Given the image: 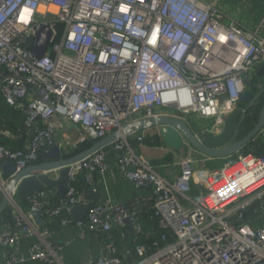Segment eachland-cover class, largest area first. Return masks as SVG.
Here are the masks:
<instances>
[{"label":"built area","instance_id":"obj_1","mask_svg":"<svg viewBox=\"0 0 264 264\" xmlns=\"http://www.w3.org/2000/svg\"><path fill=\"white\" fill-rule=\"evenodd\" d=\"M25 8L31 15L21 21ZM43 26L50 28L51 38L38 57L32 46ZM263 63L264 20L250 29L219 0H0V92L24 115L17 136L0 127V137L28 141L22 149L0 145V160L15 165L6 178L0 169V197L7 195L16 173L37 163L40 151L59 145L60 135L74 141V150L116 130L122 134L71 167L67 191L55 204L54 188L28 197V213L18 205L16 192L8 196L14 230L0 231V254L6 252L0 264L28 257L65 264L62 246L49 240L51 227L35 221L37 212L43 223L62 216L60 225H76L81 236L118 230L135 243L132 264H264V156L239 152L214 168L205 162L218 159L184 158L171 180L135 149L131 138L141 143L145 131L132 137L123 133L126 125L144 118L166 115L188 122L195 115L213 120L206 130L219 134L240 106L245 80L255 82ZM256 139L264 143V127ZM112 155L136 189L151 191L148 209L167 232L154 241L153 251L138 243L142 210L110 199L88 202L73 185L81 172L93 185L95 174L109 171ZM44 173L56 178L58 169ZM257 201L260 213L247 219ZM78 204L90 209L86 219L76 221L71 211ZM24 234L37 239L28 256H18L13 249ZM108 248L110 254L93 264H127L114 241Z\"/></svg>","mask_w":264,"mask_h":264},{"label":"water","instance_id":"obj_2","mask_svg":"<svg viewBox=\"0 0 264 264\" xmlns=\"http://www.w3.org/2000/svg\"><path fill=\"white\" fill-rule=\"evenodd\" d=\"M50 38V28L43 26L32 46V51L36 56L42 57L46 53ZM256 77L260 81L259 84L248 78L245 80L247 89L239 100V104L245 106H239L225 119L224 128L219 134H213L206 129L194 131L187 121L166 115L135 121L126 125L123 133L127 137H132L147 129L157 128L162 142L176 150H182L188 145L200 155L213 159L234 156L255 140L264 127V63L257 70ZM261 99H263L262 107L257 122L247 135L239 139L240 129L249 110L252 106L260 103ZM121 137V132L116 130L106 137L96 140L90 147L67 158L63 157V152L58 145L44 151L43 155L46 161L29 165L16 173L8 182L7 195H4L0 202V226L8 222L4 220L1 213L9 203L8 196L13 192H16L20 202H25L36 192L54 187L57 188L58 195L63 197L70 182L71 167L114 144ZM3 168L9 175L15 172V165L11 161H7ZM52 169H58L56 178L44 173ZM85 196L88 199L99 200L102 198V193L99 189L92 187L86 191ZM89 209V205L78 204L72 209L71 215L76 221L82 220L85 219ZM34 219L38 224L43 223L39 212L34 214Z\"/></svg>","mask_w":264,"mask_h":264},{"label":"crops","instance_id":"obj_3","mask_svg":"<svg viewBox=\"0 0 264 264\" xmlns=\"http://www.w3.org/2000/svg\"><path fill=\"white\" fill-rule=\"evenodd\" d=\"M209 1V0H208ZM168 113H171L168 110ZM68 132L71 133L73 137L76 136V131L72 127H68ZM144 132V131H143ZM147 133L143 142H138L133 144L138 153L143 154L147 158L151 160L154 164L156 170L166 176L167 178L174 180L178 177L180 172V160L189 157H199V153L195 152L193 148L190 146H185L182 150H176L164 143L157 145L154 143H149L148 141H155L153 137L158 134L157 128H151L145 130ZM159 135V134H158ZM151 138V139H150ZM137 136H135V139ZM162 140V139H161ZM137 142V140L135 141ZM59 147L63 152V155L71 152L74 148V141H64L62 139V135L59 138ZM64 157V156H63ZM171 159V160H169ZM46 161L45 157L42 162ZM162 161V162H161ZM7 161L0 160V169L2 171V175L6 178L8 173L5 172L3 166ZM110 169L105 174L97 173L95 174V183L91 185L88 189L83 191V195L88 202H102L104 200H112L115 203H119L127 206L128 209H131L134 206H138L139 211L148 210L152 198L151 191L149 189H136L134 184L125 178L121 173H119L116 167V158L115 156L109 157ZM213 161L207 160L205 165L209 167ZM201 163H197L196 166H200ZM214 168L215 166L212 165ZM95 187L99 189L102 193V198L99 200L88 199L85 196V193L90 188ZM54 189H57L54 187ZM197 192V189L194 190ZM3 197V196H2ZM2 197H0V202L2 201ZM26 202V201H25ZM20 202L18 201V205L21 209L28 213L30 211V203L29 202ZM9 204L5 208V210L1 213L3 215L4 220L8 222L4 225L0 226V231L3 230H14V222L12 220V216H5V211L9 208ZM150 209V208H149ZM146 210V211H147ZM141 211V212H142ZM72 216V215H71ZM87 216V215H86ZM73 218V217H72ZM74 219V218H73ZM86 219V217H85ZM139 223L144 224L143 219L140 217L139 213ZM41 228L49 226L48 222L41 223ZM145 227V224H144ZM50 242L54 245L59 244L62 246V250L60 252L62 260L65 264H93L99 257L103 255L110 254V250L108 248L109 244L113 242L111 236L117 235L118 242L117 243V254L127 263L132 264L134 262L135 257V248L132 246L133 241L129 238H123L118 230H113L110 233H101V232H87L85 236H81V230L76 225L62 226L60 225L58 228L50 229ZM145 231V228H144ZM143 231V232H144ZM146 236L149 233H146ZM110 235V236H109ZM36 236L31 235H21L18 244L13 249L18 256H28V249L32 243L36 241ZM115 241V240H114ZM6 259V252H2L0 254V262L4 263ZM15 264H45L41 261L34 260L32 258H27L25 261L17 262ZM57 264V263H53Z\"/></svg>","mask_w":264,"mask_h":264},{"label":"trees","instance_id":"obj_4","mask_svg":"<svg viewBox=\"0 0 264 264\" xmlns=\"http://www.w3.org/2000/svg\"><path fill=\"white\" fill-rule=\"evenodd\" d=\"M255 1L256 6L258 7V10L260 11L259 14L257 13V17H256V21H259L262 19V15H260V13H264V1L263 0H253ZM230 4V3H228ZM227 5V4H226ZM234 5V4H231ZM236 8H229L228 6L225 7L223 5V7L230 13L232 14V16L237 17L239 20H241L242 15L238 14L237 12H241V8L238 7L237 4H235ZM242 22V21H241ZM262 100L261 102L252 106L251 109L249 110L247 117L244 120V123L242 124V127L240 129V133L238 135V138H242L245 135H247V133L253 128L254 124L257 122L259 115H260V111H261V107H262ZM191 117H193L192 115L189 116L188 119V123L191 126L190 123V119ZM197 119H199L197 117ZM202 120V119H199ZM207 120H211V119H207ZM24 122V115L22 113V111L12 105H10L9 103H7L5 97L3 96V94L0 92V127L3 129H8L10 130L13 134H15V136H17L16 134H19V130L22 128ZM192 127V126H191ZM194 131H200L202 129L198 128L197 126L192 128ZM206 129V128H204ZM19 137V136H18ZM135 137L131 138V141L133 144L138 143V139L137 142H135L136 140H134ZM151 139V138H150ZM153 139H155V141H148L149 143H154L157 145L162 144V140L160 135H155L153 137ZM27 138L26 136L24 137H19V138H11V137H7V136H2L0 137V145L12 148V149H22L26 146L27 144ZM94 143V140H88L85 141L84 143H81L80 145H78L77 148H75L73 151H71L70 153H67L64 155L65 158L72 156L73 154H76L88 147H90L92 144ZM44 151H40L39 153V159L37 161V163H41L44 160V155H43ZM241 152L243 153H254L258 156H264V143L261 142L260 140H253L247 147H245ZM171 160V159H169ZM162 162V161H161ZM9 175H7L8 177ZM73 185H75L80 191H84L86 189H88L90 187V185L87 183L86 181V176L83 172L79 173L76 181L73 182ZM58 199H60V196H56V198L53 201V204H55L56 202H58ZM26 202H28V200H26ZM25 202V203H26ZM52 204V205H53ZM131 209H138V206H134ZM145 209L144 211L140 212V217L143 219V222L145 224H143V231L145 228V231L142 232L139 237H138V243L140 244H146L148 247H150L149 249L151 251L155 250L154 247H152L154 241L160 240L161 239V235L163 233H167L165 229H162L158 226V220L156 217H154L153 215V211L152 210H147ZM261 210V204L259 201L255 202L251 207L248 208L247 210V219H250L252 216H256L258 215ZM5 216L10 217L12 216V210L11 208H8L5 212ZM62 217V216H61ZM61 217L56 218L55 220L49 222V220L47 221L49 226L51 228H58L60 226L59 220L61 219ZM146 233H149L148 236H146ZM101 233H107V232H101ZM110 236V235H109ZM119 237V236H118ZM117 235L115 236H111L110 239H112L114 241V243L118 240ZM116 247H117V243H115ZM132 246L135 248V243H132Z\"/></svg>","mask_w":264,"mask_h":264},{"label":"rangeland","instance_id":"obj_5","mask_svg":"<svg viewBox=\"0 0 264 264\" xmlns=\"http://www.w3.org/2000/svg\"><path fill=\"white\" fill-rule=\"evenodd\" d=\"M259 1V0H257ZM264 1V0H263ZM219 3L225 7H229V8H236L235 4L238 5V7L241 8V12H237L238 14L242 15V18L241 20H239L237 17H235L236 19H238L239 21H242L243 24L245 26H247L248 28L250 29H254L256 28L259 23H261L263 20H264V13H260V15H262V19L255 22L257 19V13L259 14V10H258V7L256 6L255 4V1L253 0H219ZM230 3V4H228ZM227 4V5H226ZM231 4H234V5H231ZM256 84H259L260 81L258 78H256V81H255ZM240 107H244L245 105H242V104H239ZM193 117H191L190 119V123H191V126L192 128L195 126H197L198 128L200 129H204V128H208L209 126H211L213 124V120H199L197 119V117L195 115H192ZM200 157H203L202 155L199 154ZM226 160L227 158H222V159H218V160H214L211 165H209V168H212L214 166L216 167H219V166H222L226 163Z\"/></svg>","mask_w":264,"mask_h":264},{"label":"clouds","instance_id":"obj_6","mask_svg":"<svg viewBox=\"0 0 264 264\" xmlns=\"http://www.w3.org/2000/svg\"><path fill=\"white\" fill-rule=\"evenodd\" d=\"M40 10H41V11H44V8L41 7ZM53 10H55V7H53ZM30 15H31L30 9L25 8L24 11H23V14H22L21 17H20L21 21H26V20H28L29 17H30ZM220 39H221V40H226L227 38L224 37V36H221Z\"/></svg>","mask_w":264,"mask_h":264}]
</instances>
